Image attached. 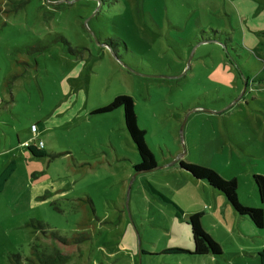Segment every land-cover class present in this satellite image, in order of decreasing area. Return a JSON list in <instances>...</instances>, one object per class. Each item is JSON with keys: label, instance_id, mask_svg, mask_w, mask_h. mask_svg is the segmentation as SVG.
I'll use <instances>...</instances> for the list:
<instances>
[{"label": "rangeland", "instance_id": "obj_1", "mask_svg": "<svg viewBox=\"0 0 264 264\" xmlns=\"http://www.w3.org/2000/svg\"><path fill=\"white\" fill-rule=\"evenodd\" d=\"M25 1L0 14V174L18 163L0 191V264L33 242L68 251L63 264H261L264 227L179 161L236 178L240 202L264 209V0ZM118 95L159 168L135 170L122 107L95 112ZM40 141L35 157L26 142ZM199 211L219 257L192 253ZM31 220L92 238L65 246Z\"/></svg>", "mask_w": 264, "mask_h": 264}, {"label": "trees", "instance_id": "obj_2", "mask_svg": "<svg viewBox=\"0 0 264 264\" xmlns=\"http://www.w3.org/2000/svg\"><path fill=\"white\" fill-rule=\"evenodd\" d=\"M0 3L12 4L11 8H0L1 13H8L12 11H17L25 4L27 1L17 2L8 0L1 1ZM46 46L36 44L32 46V52L38 51L41 48L44 49ZM75 50L71 49V52L74 53ZM16 76V74H14ZM122 107L124 109V118L126 128L138 150L140 161L134 165L136 171H145L150 170L157 166L156 158L148 147L145 140V131L141 130L138 126L137 122V114L135 111V103L132 97L128 95H118L116 96L109 104L97 109L96 113L113 111L117 108ZM30 152L35 157H43L46 156V152L42 148L36 147L34 144H30L27 146ZM180 167L191 173L196 179L207 181L212 187L222 191L229 203L234 207V209L242 216L249 217L251 221L255 224L256 227L262 228L264 227V209L262 207H249L240 202L238 198V180L236 178H232L229 180L224 179L216 170L210 167H203L197 164L188 163L183 159H180ZM18 163L15 159L10 161V163L6 166V168L0 174V191H3L6 187V184L13 176L16 171ZM254 180L256 186L259 191V197L262 203H264V174H254ZM156 193L161 195L163 199L170 202V199L159 193L155 190ZM87 200L92 204L93 201L90 197ZM182 213L184 211L178 205H175ZM94 208V206H93ZM203 213L202 212H194L191 213L188 217V223L191 227V232L193 236L194 246H193V254L196 255H207L211 254L214 257H219L223 254L221 244L211 235L209 234L203 227L202 224ZM83 223H86L84 220ZM28 226L34 227V229L41 230L42 233L48 237L55 239L59 244L65 246H72L75 244L83 243L92 238L90 232L83 230L77 231L72 235H64L60 231L51 229V227L41 220H31L27 223ZM167 252H176V253H190L188 250L172 248L166 250ZM261 264H264V250L259 253ZM71 259L70 253L61 251L57 246L52 248L43 247L41 244L33 242L32 243V255L24 256L21 253H10L8 255V261L10 264H63L67 263Z\"/></svg>", "mask_w": 264, "mask_h": 264}, {"label": "built area", "instance_id": "obj_3", "mask_svg": "<svg viewBox=\"0 0 264 264\" xmlns=\"http://www.w3.org/2000/svg\"><path fill=\"white\" fill-rule=\"evenodd\" d=\"M32 130H33V131H36V130H37L35 125H33ZM34 140H35V139H33V141H34ZM30 144H34V145H36V147L40 146V147H38V148H42V147L44 146V143H43L42 141L39 142V145H37L36 143L26 142V146H28V145H30Z\"/></svg>", "mask_w": 264, "mask_h": 264}, {"label": "crops", "instance_id": "obj_4", "mask_svg": "<svg viewBox=\"0 0 264 264\" xmlns=\"http://www.w3.org/2000/svg\"><path fill=\"white\" fill-rule=\"evenodd\" d=\"M32 128H33V125H32ZM42 149H43V148H42ZM43 150H44V149H43ZM200 212L203 213V211H200ZM203 214H204V213H203ZM240 219H243V220H241V221L247 223L248 227H251V225L249 224L248 220H246V218H240ZM244 219H245V220H244ZM243 222H242V223H243Z\"/></svg>", "mask_w": 264, "mask_h": 264}, {"label": "water", "instance_id": "obj_5", "mask_svg": "<svg viewBox=\"0 0 264 264\" xmlns=\"http://www.w3.org/2000/svg\"><path fill=\"white\" fill-rule=\"evenodd\" d=\"M181 132H182V139L184 138V136H183V124H182V126H181ZM160 166H156V167H154V168H152V169H150V170H153V169H156V168H159ZM146 171V170H145Z\"/></svg>", "mask_w": 264, "mask_h": 264}]
</instances>
